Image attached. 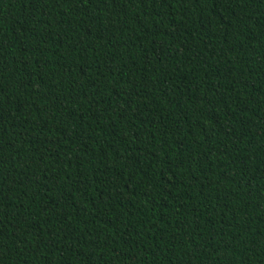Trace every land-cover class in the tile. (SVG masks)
Returning a JSON list of instances; mask_svg holds the SVG:
<instances>
[{
  "label": "trees",
  "instance_id": "trees-1",
  "mask_svg": "<svg viewBox=\"0 0 264 264\" xmlns=\"http://www.w3.org/2000/svg\"><path fill=\"white\" fill-rule=\"evenodd\" d=\"M0 264H264V0H0Z\"/></svg>",
  "mask_w": 264,
  "mask_h": 264
}]
</instances>
